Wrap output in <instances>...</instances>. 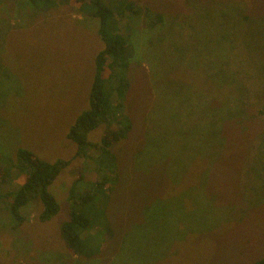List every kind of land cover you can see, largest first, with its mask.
Masks as SVG:
<instances>
[{"label":"rangeland","instance_id":"rangeland-1","mask_svg":"<svg viewBox=\"0 0 264 264\" xmlns=\"http://www.w3.org/2000/svg\"><path fill=\"white\" fill-rule=\"evenodd\" d=\"M129 1L160 13L163 31L183 26V43L189 26L207 27L200 13L215 12L205 37L214 40L212 62H197L185 51L178 60L177 51L168 60L165 82L169 94L179 90L178 100L188 109L205 94L220 106L212 118L235 111L223 128L217 146L222 149L212 161L193 163L187 155L203 149L196 144L192 149L190 136L183 149L187 159L168 165L171 181L156 172L140 176L133 155L143 143L151 80L157 78L158 56H164L153 47L160 44L159 32L146 28L149 16L120 18L119 31L137 47L126 102L133 128L114 148L125 160L108 200L111 233L99 238L94 258L73 255L59 235L68 216L67 195L81 174L88 180L96 175L84 170L92 165L76 156L77 145L66 135L88 108L94 57L103 46L98 20L89 12V0H34L38 7L26 0H0V167L10 168L18 148L48 162L70 160L49 186L60 205L49 220L37 218L42 204L33 200L20 208L24 218L18 225L9 198L0 199V264H253L264 257V0H101L111 8ZM166 35L178 40V29ZM225 83L220 100L217 88ZM102 132L99 124L87 138L97 142ZM214 138L211 133L199 136L201 145L212 150L210 157L216 153ZM22 181L23 175L10 169L8 177L0 178V194Z\"/></svg>","mask_w":264,"mask_h":264},{"label":"trees","instance_id":"trees-1","mask_svg":"<svg viewBox=\"0 0 264 264\" xmlns=\"http://www.w3.org/2000/svg\"><path fill=\"white\" fill-rule=\"evenodd\" d=\"M26 1L36 6L34 0ZM74 1L82 3L85 0ZM89 2L93 5L91 6L93 11L89 10V12L98 20L97 33L103 46L94 57V73L88 93V108L75 118L66 137L76 143V156L82 157L92 165L85 166L84 170L89 173L93 171L96 176L88 180L81 174L73 182L67 195L68 216L59 226V235L66 247L81 260L94 258L99 252V242L102 236L111 233L107 214L108 200L119 182V165L125 160L124 158L121 160L114 148L128 138L133 128V122L126 112V102L130 89L128 69L134 54L133 47L135 51L137 47L119 31L120 18L141 13L149 16L150 23L145 26L148 29L156 27L160 44L153 47L157 50L159 48L164 56H158V70L154 74L157 78L151 80V100L143 117V143L133 155L135 164L140 165L141 170L139 171L142 172L140 174L142 178L152 177L156 172L157 176L162 177L163 174L164 178L171 181V176L167 171L168 165L177 166L187 157V160L194 161L193 163H198L199 160L204 161V159L212 161L222 149V147L218 149L217 146L223 140L224 126L235 117V111L232 110L222 115V118L220 116L212 118L213 116L210 115L215 114L220 106L215 97L210 101L205 94H202L203 98L197 100L192 107L190 105L188 109L182 100H178L179 90L170 89L172 93L169 94L168 84L165 82L166 70L169 67L168 60L172 61L177 51H179L178 57L175 56V58L178 60L185 51V54H190L197 62L198 60L205 61V59L212 62L214 58H210L209 55L214 50V40L205 37L214 23L215 12L200 13L206 19L204 22L207 27L196 26L197 30L194 26H189L191 32L188 36L192 33L193 36L190 38L187 36V40L183 43L181 40L183 33L180 31L183 26L173 24L168 28V30L178 29V40L171 36L168 37L166 35L168 30L163 31L164 22L162 15L158 12H152L147 8L143 10L130 1L120 3L114 8L103 4L101 0H89ZM194 13V15L197 14L195 10ZM222 13L225 15L223 11ZM194 15L191 16L192 19L195 18ZM175 43H177V48L174 50ZM201 50L203 55L200 53ZM207 55L209 57L205 58ZM217 66L218 71L228 81L225 70L220 65ZM198 70L212 73V69L208 71L207 68L199 67ZM226 83L217 88L220 100L223 99ZM228 94L232 95L226 92V95ZM220 121L223 123L219 124ZM99 124H102L103 132L100 139L93 142L87 138V132ZM202 133H211L213 137H216L214 138L216 153L213 157H210L212 150H207V147L199 142V136ZM190 136L191 148L193 149L196 144L203 151L190 152L186 157L183 149L186 139ZM196 136L197 140H195ZM198 156L201 158L195 159ZM209 161L207 164H211ZM9 163V169L0 167L1 180L8 177L9 170L15 167L23 175V181L16 188L7 191L5 195L0 194V199L9 198V209L17 224H21L24 218L20 208L26 207L33 200H39L42 204V210L37 215L40 221H47L57 214L60 205L49 190V186L58 173L68 166L70 160L58 159L48 162L30 150L18 148L15 158L10 159ZM202 177L203 182L207 175L204 173ZM87 231H92V233H87ZM93 233L96 234L93 235ZM253 264H264V257Z\"/></svg>","mask_w":264,"mask_h":264}]
</instances>
